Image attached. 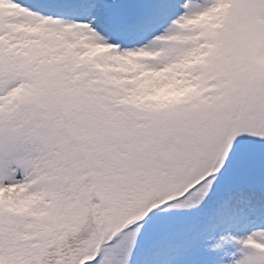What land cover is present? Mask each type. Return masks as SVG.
I'll return each mask as SVG.
<instances>
[{
	"label": "snow or ice",
	"instance_id": "1",
	"mask_svg": "<svg viewBox=\"0 0 264 264\" xmlns=\"http://www.w3.org/2000/svg\"><path fill=\"white\" fill-rule=\"evenodd\" d=\"M0 264H264V0H0Z\"/></svg>",
	"mask_w": 264,
	"mask_h": 264
}]
</instances>
